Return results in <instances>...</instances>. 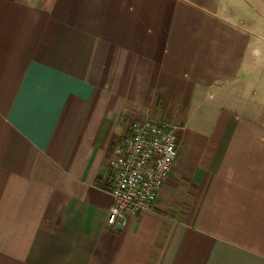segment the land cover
Listing matches in <instances>:
<instances>
[{"label":"crops","instance_id":"obj_1","mask_svg":"<svg viewBox=\"0 0 264 264\" xmlns=\"http://www.w3.org/2000/svg\"><path fill=\"white\" fill-rule=\"evenodd\" d=\"M144 117L176 162L110 228ZM0 264H264V0H0Z\"/></svg>","mask_w":264,"mask_h":264},{"label":"built area","instance_id":"obj_2","mask_svg":"<svg viewBox=\"0 0 264 264\" xmlns=\"http://www.w3.org/2000/svg\"><path fill=\"white\" fill-rule=\"evenodd\" d=\"M178 154L175 126L149 117L133 120L113 147L105 190L112 197L106 225L125 226L130 217L153 208Z\"/></svg>","mask_w":264,"mask_h":264}]
</instances>
